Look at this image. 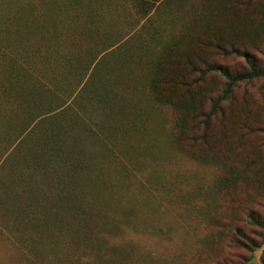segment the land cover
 <instances>
[{"label":"rangeland","instance_id":"rangeland-1","mask_svg":"<svg viewBox=\"0 0 264 264\" xmlns=\"http://www.w3.org/2000/svg\"><path fill=\"white\" fill-rule=\"evenodd\" d=\"M43 1L52 2L48 9H53L62 0H0V264H16L13 258L27 254L47 256L46 243L63 237L52 230L47 214L57 201L43 173L53 162L41 155L45 146L38 136L51 133L55 108L88 105L78 89L95 58L103 69H112L108 86L117 99L108 107L109 118L93 106L83 115L92 126L98 120L111 124L108 134L97 130L104 141L111 139V150L104 152L98 138L84 131L67 163L89 162L69 172L78 174L81 183L93 179V202L97 209L108 208L116 226L110 225V235L102 232L96 248L81 258L99 264H264V78L239 82L203 126L197 115L201 109L208 112L209 97L220 95L224 79L219 74L188 92L196 97L191 108L200 109L195 120L186 110L155 102L142 68L120 64L137 52L145 36L139 32L160 24L165 34L182 37L180 47L186 50L217 29L234 45L255 51L250 54L264 66V54L257 52L264 50V0L163 1L178 10L174 20H167L162 2H155L146 22L135 0H78V18L72 21L65 13L61 20L66 29L62 50L74 58L61 61L57 75L63 88L70 87L54 95L51 67L37 64L31 52L20 58L15 42L17 22L50 21L36 16ZM30 6L33 13L24 15L21 8ZM35 43L41 49L49 44L40 37ZM201 52L232 71L247 69L241 57L223 58L208 45ZM73 71L83 74L76 79ZM121 73L127 81H119ZM90 84L96 89L101 82ZM177 118L185 130L180 138L171 137ZM65 174L55 170L54 176ZM29 240L37 243V253L24 246Z\"/></svg>","mask_w":264,"mask_h":264},{"label":"trees","instance_id":"trees-1","mask_svg":"<svg viewBox=\"0 0 264 264\" xmlns=\"http://www.w3.org/2000/svg\"><path fill=\"white\" fill-rule=\"evenodd\" d=\"M60 1V0H59ZM139 3V6L143 8L142 16H144V21L146 22L149 17V11L154 7L155 2H162L161 5L162 13L169 14L167 20H174L177 9L174 11L171 9L169 1L167 5L163 1L167 0H135ZM52 2H49V4ZM48 2L43 1L39 4L37 17L41 16L43 18L49 17L50 21L41 20L40 24L19 21L16 25L15 30V42L20 49V58L26 52H31L33 59L36 63H46L51 67V78L50 71L48 70V79L53 82L52 95L55 94V90L60 91L66 90L69 87L63 88L62 75H57V66L61 65V61L72 59V55L68 56L62 49V17L70 14L71 20H76L78 13V0H62L59 6H53V9H48ZM137 4V3H136ZM146 4V5H144ZM33 6L30 8H21L22 11H26L24 15H28L29 12L33 13ZM89 11V10H88ZM90 14L92 18V9L90 8ZM65 15V16H66ZM48 26H45L48 24ZM160 24H155L153 27L147 30L144 34L139 32L140 36L145 35L140 39V44L137 47V52L135 54H127L129 57L126 62L120 60V64L129 63L128 68L132 65L135 67H140L144 70L143 74L148 77V87L150 94L153 95L154 101L160 105L171 106L175 110H186L187 115H191V118L202 117L199 124L207 125L212 114L217 112L220 108V104L227 100L230 96L234 87L241 81H251L258 77L264 78V66L260 64V60L253 57L256 53L250 52L248 49H244L243 46H236L232 41H229L227 34L223 35L217 29H211L209 34L205 38H197L193 42L195 49H184L180 47L182 42V37L179 35H167L161 28ZM142 29L143 26H142ZM221 29H223L221 27ZM236 28H233L235 30ZM224 30V29H223ZM40 37L42 40H48L49 44L44 43L43 49L36 45V39ZM44 42V41H43ZM51 42V43H50ZM208 45L214 50V54L219 55L223 58L226 57H241L247 65L245 71H232L226 65L212 63L207 61V58L201 52L204 50V46ZM257 52L264 54V50H258ZM27 55V54H26ZM74 58V57H73ZM104 58V56H103ZM25 59V58H23ZM97 60L93 66H91V71L88 74L84 84L80 87L79 94H83L87 99L88 105L85 108L80 107V103L77 104V108L70 106L67 109L70 110H53L54 114L50 121V132L42 133L38 136L40 140H44L41 146V155H46V160L51 163L47 167L44 174L45 182H47L55 190L56 204L51 206V210H47L53 231H59L61 233L62 241L53 240L46 243V249L48 255L36 254V255H25L17 260L13 258V262L16 264H99L89 259H82L88 250H94L97 246L95 239L98 236H103L102 232L111 234L113 227L111 224L116 226L114 218L110 217L108 208L104 209L99 206L97 209L96 201L97 196L93 193L92 185L94 181L92 178L86 180V182L81 183L80 178L78 179V174H71L69 169L71 167H78L81 169V165L84 162L77 160V164L73 166L74 163H67L68 157L74 151L78 150V143L82 138L84 131H88V134H94L98 138L99 142L102 144L101 148L103 151H110L111 139L108 142L104 141L97 132L102 128L111 131L112 126L107 120H98V123L90 125L92 121L87 120L83 115V111L88 110L90 107L102 108L101 111L105 119L110 117L111 110L108 108L115 99H117L114 94V89L108 86L111 78L113 80L114 76L110 74L113 73L112 69L105 70L102 66L97 65L100 62V58H95ZM100 67V68H99ZM99 68V69H98ZM8 69V68H7ZM21 66L16 68V73L19 74ZM115 71V69H113ZM85 71V70H84ZM219 74L223 79L222 89L220 95L216 96L215 99L209 97L211 105L208 112L205 109L191 108L196 101V97L192 96L188 92L193 86H198L205 82L206 78L213 75ZM8 75L11 72L6 73ZM83 74L82 71H73L71 76L73 78H79ZM121 76V81L124 78L123 73L119 74ZM45 78V75H41ZM110 78V79H109ZM36 81H39L36 78ZM89 81V83H88ZM127 81V78H124ZM87 82V83H86ZM96 82H101L96 89H91L92 84ZM23 85V82H21ZM20 84V90L23 88ZM39 85V84H38ZM37 85V86H38ZM78 94V95H79ZM65 95V94H64ZM71 93L69 94V96ZM23 96V95H21ZM24 97V96H23ZM61 99V98H60ZM64 98L59 102V107L63 104ZM74 100V99H72ZM103 102V104H101ZM100 103V104H99ZM200 112L196 116L194 113L198 110ZM82 111V112H81ZM57 112V113H56ZM83 115V116H82ZM40 118V116H39ZM184 119V118H183ZM183 122V120H181ZM97 122V121H95ZM182 122L178 123V118L175 120L173 129L171 131V137L180 138L185 134L183 130ZM187 123V121H186ZM104 132V131H103ZM106 136V135H105ZM71 144V145H70ZM72 145H74L72 147ZM71 153V154H69ZM88 165L89 162H84ZM50 171L47 174V171ZM65 172V176H60L58 179L55 178L54 173ZM97 179V178H96ZM73 180V181H71ZM70 181V182H69ZM103 183V180H100ZM57 184H61V190H56ZM82 184L86 187H82ZM54 186V187H53ZM109 202V201H108ZM111 203V202H109ZM45 215L44 213H42ZM123 230L122 226L120 227ZM119 229L117 227L116 231ZM116 235V233H115ZM26 247L32 248L34 252H38V245L32 240L24 245ZM116 253V252H115ZM77 254V255H74ZM79 254V256H78ZM117 255L115 254L112 259L116 260ZM16 260V261H15ZM84 262V263H83ZM112 262V261H111ZM111 262L109 264H111ZM107 264V261L104 262ZM113 264V263H112Z\"/></svg>","mask_w":264,"mask_h":264}]
</instances>
